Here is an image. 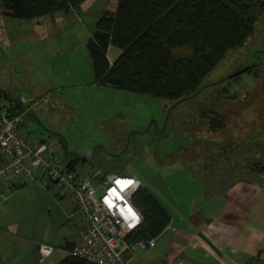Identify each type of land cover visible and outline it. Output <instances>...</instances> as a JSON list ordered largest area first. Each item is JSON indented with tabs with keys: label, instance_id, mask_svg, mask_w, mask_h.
Listing matches in <instances>:
<instances>
[{
	"label": "rangeland",
	"instance_id": "obj_1",
	"mask_svg": "<svg viewBox=\"0 0 264 264\" xmlns=\"http://www.w3.org/2000/svg\"><path fill=\"white\" fill-rule=\"evenodd\" d=\"M113 6L114 0H98L47 30L38 19H4L0 108L25 107L24 135L37 144L56 141L62 162L72 155L88 160L75 166L78 172L96 168L138 177L163 206H169L171 193L199 192L201 180L194 176H202L203 161L215 166L237 158L250 169L264 166V12L246 44L227 54L199 94L173 101L96 81L87 44ZM109 54L113 61L121 51L112 48ZM246 68L251 69L239 74ZM5 192L0 248L8 244L15 257L13 238L20 241L18 264H40L36 249L50 245L54 255L46 261L54 260L64 237L80 226L77 217L69 218L71 199L38 181Z\"/></svg>",
	"mask_w": 264,
	"mask_h": 264
},
{
	"label": "trees",
	"instance_id": "obj_2",
	"mask_svg": "<svg viewBox=\"0 0 264 264\" xmlns=\"http://www.w3.org/2000/svg\"><path fill=\"white\" fill-rule=\"evenodd\" d=\"M86 1L0 0V7L4 15L19 20L49 17L54 21L60 13L80 14ZM261 12L264 0H118L116 11L98 21L87 44L96 81L183 101L203 89L205 79L231 50L246 44ZM112 48L121 51L113 61ZM81 161L87 162L76 157L68 168L73 171L74 163ZM133 202L144 222L131 238L162 235L171 218L155 197L142 187ZM59 264L93 263L68 256Z\"/></svg>",
	"mask_w": 264,
	"mask_h": 264
},
{
	"label": "crops",
	"instance_id": "obj_3",
	"mask_svg": "<svg viewBox=\"0 0 264 264\" xmlns=\"http://www.w3.org/2000/svg\"><path fill=\"white\" fill-rule=\"evenodd\" d=\"M117 1L114 0L111 12L116 11ZM97 2L87 0L82 9ZM66 15L74 18L79 14L74 11L60 13L54 21L49 17H45V20L41 18L37 21L38 26L46 30L53 29L61 25ZM5 18L11 17L4 15L0 7V33L6 31ZM20 107L25 109L24 106ZM74 160L75 157L66 156L64 163L70 165ZM234 161L221 160L215 166L211 161H203L202 176H194L201 180L199 192L182 190L180 194L171 193L166 202L169 206H163L155 198L168 212L171 222L163 234L155 238L154 248L129 252L125 256L126 261L129 264H264V166L257 164L250 169L242 166L237 158ZM38 183H47V180ZM72 203L74 211L69 218L77 217L80 226L64 237V245L58 249L56 258L47 262L53 253L43 264H59L82 238L85 222ZM11 244L17 250L15 257H20V241L12 238ZM14 255L15 250L9 248L8 244L0 248V262L18 264L19 260ZM25 263L30 264L27 261Z\"/></svg>",
	"mask_w": 264,
	"mask_h": 264
},
{
	"label": "built area",
	"instance_id": "obj_4",
	"mask_svg": "<svg viewBox=\"0 0 264 264\" xmlns=\"http://www.w3.org/2000/svg\"><path fill=\"white\" fill-rule=\"evenodd\" d=\"M24 101V100H23ZM14 107L0 108V197L6 201L11 192L30 181L47 180L60 193L72 199L85 228L82 238L69 251V256L93 264H129L125 256L137 249H152L155 239L133 240L131 236L144 222L133 199L143 183L131 174H104L86 170L78 174L58 156L57 142L34 144L22 133L23 113L15 115ZM88 173V174H85ZM38 256L45 262L53 247L40 245Z\"/></svg>",
	"mask_w": 264,
	"mask_h": 264
},
{
	"label": "flooded vegetation",
	"instance_id": "obj_5",
	"mask_svg": "<svg viewBox=\"0 0 264 264\" xmlns=\"http://www.w3.org/2000/svg\"><path fill=\"white\" fill-rule=\"evenodd\" d=\"M2 92V91H1ZM114 145V147H117V143H115V144H113ZM74 157H75V159H76V157L77 158H79V159H81V160H84V159H82L81 157H79V156H76V155H74ZM87 162H88V160H86ZM81 162H84V161H81ZM86 163V162H85Z\"/></svg>",
	"mask_w": 264,
	"mask_h": 264
},
{
	"label": "water",
	"instance_id": "obj_6",
	"mask_svg": "<svg viewBox=\"0 0 264 264\" xmlns=\"http://www.w3.org/2000/svg\"><path fill=\"white\" fill-rule=\"evenodd\" d=\"M244 70H245V69L241 70V72L244 71ZM199 92H200V91H198L197 94H199ZM197 94H196V95H197ZM194 96H195V95H194ZM191 97H193V96H191ZM72 156H74V155H72Z\"/></svg>",
	"mask_w": 264,
	"mask_h": 264
}]
</instances>
